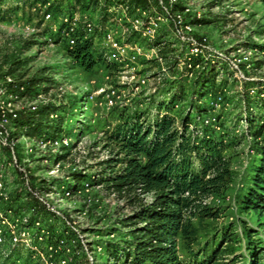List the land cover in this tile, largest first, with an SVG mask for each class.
<instances>
[{
    "label": "rangeland",
    "instance_id": "374dc122",
    "mask_svg": "<svg viewBox=\"0 0 264 264\" xmlns=\"http://www.w3.org/2000/svg\"><path fill=\"white\" fill-rule=\"evenodd\" d=\"M25 1H28L27 5ZM29 1L33 0L2 1L3 8H19V11L16 17L0 22V80L14 69L13 57L21 64V69L13 76L19 85L35 76L46 79L37 93L26 95L20 108L26 111L33 101L40 105L39 101L43 100L39 95L42 94L44 101L66 110L62 140L68 141L69 150L62 152V146L53 148L50 144L45 149L40 144L36 146L21 139L18 158L33 186L40 191L50 189L59 193L52 200L59 215L48 216L45 221L41 219L43 230L54 231L52 242L55 245L64 241L58 260L63 257L68 259L67 264H112L104 251L106 241L113 239L108 238L107 230L117 233L114 239L123 237L127 230L121 220L132 212V208L126 200L86 183L63 200L61 194L65 190L58 184L65 185L74 171L97 178L101 171L98 163L107 160L112 151H118L107 139L108 134L137 115L146 119L156 117L158 106L169 102L180 88L185 89L190 98V87L198 70L189 80L186 71L178 67L176 60L185 57L190 48L176 39L167 22H163L159 33L149 40L134 39L131 22L126 25L129 32L125 36L119 35V40L132 46L138 44L146 53L127 68L104 59L102 34H97L95 51L100 53L97 65L93 70H87L69 56L67 41L60 39L59 26L53 25L60 22L63 14L79 19L87 14L104 29L113 23L112 16H107L103 9L105 0H91L86 10L74 1L61 0L58 3L62 7L60 16L53 17L52 21H47L43 11L33 10ZM188 5L189 11L183 7L181 13L185 21L192 24L191 36L207 40L208 49L203 52L206 61L220 63L217 65L220 73L217 89L205 102L210 113L195 116V121L199 131L208 128L211 134L223 138L224 156L230 163L232 181L222 196H212L203 203L215 209L219 214L217 218H202L198 212L188 216L187 224L194 236L188 242L179 238V252L184 261H189L190 249L206 253V248L210 249L213 243L219 251L228 248L224 259L220 260V255L217 257L220 264H250L251 252L247 249L243 231L246 225L257 229L253 224L256 219L243 212L240 200L251 185L261 157L259 150L264 146V2L188 0ZM157 36L161 37L162 45H155ZM28 42L33 44L26 46ZM160 49L165 51L162 62L156 58ZM249 52L252 54L248 56L249 60L241 62L244 53ZM165 71L168 74L164 75ZM222 81H225L223 85ZM113 91L119 98L114 106H110L107 97ZM186 105L175 106L173 114L177 115ZM60 114L64 112L61 110ZM14 125L15 136L22 137L18 123ZM62 153L67 156L58 161L55 155ZM50 171L54 174H48ZM7 185L14 196L17 191L26 195L22 177L13 168H7ZM150 199L149 196L145 201ZM32 205L30 199L21 202L28 214ZM233 228L235 238L227 244L223 234ZM254 238L261 240V251H264V233L259 232ZM22 258L31 262V253L25 252Z\"/></svg>",
    "mask_w": 264,
    "mask_h": 264
},
{
    "label": "trees",
    "instance_id": "16d2710c",
    "mask_svg": "<svg viewBox=\"0 0 264 264\" xmlns=\"http://www.w3.org/2000/svg\"><path fill=\"white\" fill-rule=\"evenodd\" d=\"M2 1L4 0H0V22L16 17L19 8H3ZM49 1L29 2L33 10L38 12ZM27 2L25 1L26 5ZM58 3L59 1L52 3L45 13L51 12L53 17L60 16L62 7ZM121 3L129 4L133 13L138 16L141 14L137 10L149 11L152 8L149 0H105L103 9L107 16H112L108 12L112 5ZM37 4H40L38 8ZM74 4L86 10L91 0H74ZM182 8V5H177L174 11H184ZM63 29L64 26L60 25L58 36L66 40L62 36ZM132 37L141 39L138 32H132ZM161 40L157 36L155 45H162ZM32 44L33 42H28L26 46ZM159 51L161 57H164V49ZM99 54L95 51L93 39H79L75 47H69V56L87 70L94 69ZM194 61L196 65H200L201 70H198L191 84L190 98L186 95L187 91L180 88L174 92L169 102L158 106L159 114L156 117L146 119L137 115L118 125L107 137L118 151H112L107 160L98 163L101 171L97 178L74 171L65 185L58 184L65 191H76L84 183L90 187L96 185L110 195L126 200L132 208V212L121 220L123 228L127 230L123 237L114 239L113 236L117 233L107 230L108 238L113 239L106 241L104 251L112 264H220L217 257L220 255L222 260L227 253L228 248L219 251V247L213 243L210 244V249L206 248V253L200 249L198 252L190 249L189 261H184L179 252V238L188 242L194 236L191 226L187 224L188 216H194V212H198L202 218H217L219 214L215 209L203 203L212 196H222L232 181L230 163L224 156L223 138L211 134L208 128L199 131L195 121V116L202 117L210 113L205 102L217 89L220 75L217 65L220 63L211 64L202 56ZM12 66L14 69H10L8 74L14 76L21 69V64L15 57ZM45 81L44 77L35 76L19 86H24L26 95H30L37 93ZM223 82L225 81H222V85ZM43 91L47 92L48 89ZM183 104L188 106L174 115L175 106ZM61 110L65 115L60 114ZM67 114L60 106L47 103L40 105L35 111L23 114L17 123L22 136L29 139L42 138L51 144L62 140V134L65 133L62 127L67 121ZM60 148L62 152L69 150L65 146ZM259 151L261 157L255 167L251 185L240 200L243 212L256 219L253 224L257 229L246 225L243 231L247 249L251 252L250 264H264L261 240L254 238L259 232L264 233V146ZM66 156L63 153L55 155L58 161L64 160ZM56 184L57 181L53 183L55 186ZM23 196L24 193L17 191L15 200L18 201ZM149 196L151 199L146 202L145 198ZM34 205H37L36 201H33L32 206ZM38 213L44 221L52 215L43 208ZM234 231L235 228L230 232L226 230L223 234L227 244L235 238ZM53 232L49 231L48 234L51 241L54 238Z\"/></svg>",
    "mask_w": 264,
    "mask_h": 264
},
{
    "label": "built area",
    "instance_id": "2783aa9c",
    "mask_svg": "<svg viewBox=\"0 0 264 264\" xmlns=\"http://www.w3.org/2000/svg\"><path fill=\"white\" fill-rule=\"evenodd\" d=\"M61 0H50L47 5L42 8V13L55 2ZM74 1V0H70ZM152 8L149 11L137 10L133 13L129 4L112 5L108 12L112 14V24L100 27L85 14L81 19L70 17L64 14L60 17L59 23H54L59 31L60 25L64 26L62 36L67 40L70 48L77 45L79 39H93L96 44L97 34H102L100 38L103 46L104 59L110 63L123 65L124 68L129 67L139 57L146 55L142 46L130 45L119 40V35L125 36L129 32L126 25L131 22L132 31L138 32L141 38L151 39L155 37L161 28L163 22H167L172 26V33L176 39L182 44L187 45L190 50L185 53V57H178L176 63L181 70H185L186 78L189 80L194 78L195 72L200 69V65H196L194 59L197 57H205L203 52L208 49L207 40H197L191 36L192 24L187 23L182 17L181 11H174V7L182 5L186 7L185 11H189L188 0H149ZM47 21L53 20L51 12L45 13ZM59 24V25H58ZM31 31L30 27L27 28ZM57 31V32H58ZM243 60H249L251 52L244 53ZM156 55L159 61H163V57ZM237 67V65H235ZM168 74L165 71L164 75ZM26 98V89L19 86L12 75H5L0 80V264H67L68 259L61 257L59 249L64 244L60 240L58 244H54L49 239V232L42 229L43 223L38 212L41 208L45 209L52 215H59L54 209L52 200L54 195H59L50 189L40 191L33 186V182L29 177V173L24 169L19 161L18 144L22 140H26L31 144L42 145L47 148L42 138L29 139L26 136L17 138L14 134L16 130L14 124L21 119L23 114L35 111L40 105L47 104L42 94L39 99L43 101L39 105L38 101H33L25 111L20 108ZM108 104L114 106L117 103L116 91L108 95ZM51 147L69 146L67 140L57 141L50 144ZM7 168H13L21 175L26 189V195L20 200H15V196L9 190L7 185ZM59 168V167H58ZM48 174H54L53 171ZM87 186H89L87 184ZM62 199L66 200L73 195L71 191H63ZM36 201L37 205L32 206L30 214L21 206L23 200ZM32 218H31V216ZM67 223V222H66ZM69 224V223H67ZM77 232V231H76ZM39 233V234H38ZM42 246V248H41ZM25 252L31 253V262L25 261L22 256Z\"/></svg>",
    "mask_w": 264,
    "mask_h": 264
}]
</instances>
